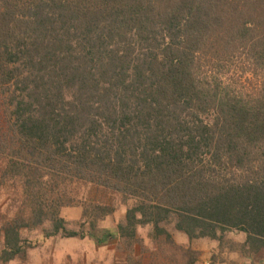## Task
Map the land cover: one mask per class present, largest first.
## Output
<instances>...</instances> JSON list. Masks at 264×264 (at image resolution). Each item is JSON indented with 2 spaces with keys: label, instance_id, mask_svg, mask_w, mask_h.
Instances as JSON below:
<instances>
[{
  "label": "trees",
  "instance_id": "1",
  "mask_svg": "<svg viewBox=\"0 0 264 264\" xmlns=\"http://www.w3.org/2000/svg\"><path fill=\"white\" fill-rule=\"evenodd\" d=\"M95 189L124 264H198L168 224L210 264L264 251V0H0V264L93 237Z\"/></svg>",
  "mask_w": 264,
  "mask_h": 264
},
{
  "label": "rangeland",
  "instance_id": "2",
  "mask_svg": "<svg viewBox=\"0 0 264 264\" xmlns=\"http://www.w3.org/2000/svg\"><path fill=\"white\" fill-rule=\"evenodd\" d=\"M83 195L89 196L92 200L100 202L104 205L116 206V213L105 219L103 222H99L96 231L93 233V237H86L85 239H67L56 238L50 241L44 242L42 238L43 230L47 228H37L33 230H24L22 238L27 242L34 244V248L28 250V254L23 259H18L10 264H124L126 260V253L117 249L118 241L114 235L117 225L125 218V207L121 204V199L109 192L102 190H87L83 192ZM9 202L10 198L0 197V204L3 202ZM10 209L9 203L4 204L3 210ZM79 209H66L64 215L71 221L68 228L89 232V226L81 227L78 213ZM173 237V239L182 245L192 246L194 249H199L202 252V257L198 264H210L211 256L217 254V245L209 241L198 240L189 242L187 238L177 232L173 224L165 225L164 227ZM138 236L146 239L148 246L154 247L150 242L152 236L149 228L139 229ZM107 237V238H106ZM236 242H242L244 240L243 234L229 235ZM151 244V245H150ZM1 248V244H0ZM136 256H141L140 247L136 248ZM237 253H230L227 251L221 255V259H218L217 264H262L264 260V251L260 253L258 257L248 259L246 262L239 259ZM149 256H143V264L149 263Z\"/></svg>",
  "mask_w": 264,
  "mask_h": 264
},
{
  "label": "crops",
  "instance_id": "3",
  "mask_svg": "<svg viewBox=\"0 0 264 264\" xmlns=\"http://www.w3.org/2000/svg\"><path fill=\"white\" fill-rule=\"evenodd\" d=\"M215 243V242H214ZM216 244V243H215ZM196 250H199V249H196ZM200 251V250H199ZM262 264H264V260H262Z\"/></svg>",
  "mask_w": 264,
  "mask_h": 264
}]
</instances>
